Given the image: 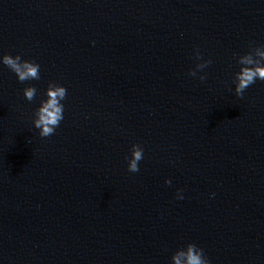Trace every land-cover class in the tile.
<instances>
[{
	"label": "water",
	"instance_id": "95a60500",
	"mask_svg": "<svg viewBox=\"0 0 264 264\" xmlns=\"http://www.w3.org/2000/svg\"><path fill=\"white\" fill-rule=\"evenodd\" d=\"M256 50L264 0H0V54L40 65L0 64V264H172L188 242L264 264V80L233 85ZM50 81L64 119L41 137Z\"/></svg>",
	"mask_w": 264,
	"mask_h": 264
},
{
	"label": "clouds",
	"instance_id": "9594fccd",
	"mask_svg": "<svg viewBox=\"0 0 264 264\" xmlns=\"http://www.w3.org/2000/svg\"><path fill=\"white\" fill-rule=\"evenodd\" d=\"M197 50V57H199ZM211 59H207L205 64L197 67L203 68L211 64ZM239 68L234 74V91L237 97H243L245 90L257 80H264V50L245 52L239 57ZM0 64L7 66L15 73L20 82L39 80L40 65L33 60L23 59L19 54H0ZM189 75L196 77V71L189 72ZM203 81L205 76H200ZM23 96L32 101L37 94L35 86L29 84L22 89ZM67 96V89L59 83L50 81L44 89L43 97L39 100L32 119V125L38 130L41 137L52 135L60 122L64 119V101ZM143 159V148L141 145L133 143L130 147L129 155L126 156L127 168L130 172L139 171L138 162ZM171 183L170 180L165 181ZM178 198H183L182 195ZM172 264H210L201 247L193 242H188L176 250L171 255Z\"/></svg>",
	"mask_w": 264,
	"mask_h": 264
}]
</instances>
